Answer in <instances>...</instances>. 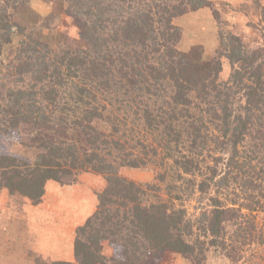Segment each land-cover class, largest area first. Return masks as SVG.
Listing matches in <instances>:
<instances>
[{"label": "trees", "instance_id": "obj_1", "mask_svg": "<svg viewBox=\"0 0 264 264\" xmlns=\"http://www.w3.org/2000/svg\"><path fill=\"white\" fill-rule=\"evenodd\" d=\"M44 1L75 40L32 30L37 0H0V192L37 206L48 181L102 177L75 264H156L167 252L208 264L212 247L239 264L241 245L263 242L239 220L264 199V47L222 30L228 16L210 0ZM204 8L218 39L206 60L179 48L174 23ZM122 168L157 171L140 183ZM196 195L207 203L194 219Z\"/></svg>", "mask_w": 264, "mask_h": 264}, {"label": "rangeland", "instance_id": "obj_2", "mask_svg": "<svg viewBox=\"0 0 264 264\" xmlns=\"http://www.w3.org/2000/svg\"><path fill=\"white\" fill-rule=\"evenodd\" d=\"M210 1H212L219 14L224 15L225 13L228 16V23L225 26H221L222 30L238 34L250 50L264 47V23L263 21L261 22L259 11L256 7L257 2L264 7V0ZM46 3L48 4L44 0H37L33 5L37 9L36 16L40 14V18L42 17L43 21L37 22L32 30L39 31L43 36H46V40L51 45L56 43L55 40L58 39L59 35H68L70 40H75L78 37L75 34L76 29L72 23L65 20V14L55 16V12L51 13V6ZM174 23L180 28L182 33L179 41L181 50L188 52L192 56H199L200 54L203 60L213 56L218 47L217 29L211 12L207 8L175 19ZM223 64L226 68L224 75H227V70L230 68L226 61H223ZM156 171L151 168H122L119 174L136 182L147 183L154 181ZM220 172L222 174L225 171L221 168ZM104 184L102 177L92 173H82L78 177L77 183L70 186L48 181L42 201L37 206L27 203L20 195L15 194L8 197L0 193V215L1 217L3 216V218L0 217V262L5 264H43L45 262L42 255L44 253L49 255V253L52 254L51 252H53L54 258L60 257L64 259L61 261L75 264L73 255L75 229L73 228L74 230L71 231L73 236L71 235L70 239H68L69 235L66 232L71 229L73 224H77V226L82 224L83 214H85L86 218L87 215L89 216L92 213L96 206L94 192L100 190ZM65 190H70V192L66 193ZM80 195H85V204L78 205L77 199ZM199 198L200 196L196 195L192 200L185 203L188 214L194 219L199 216L200 211L206 207L207 203L206 200L201 201ZM62 203L64 208L61 205ZM260 203V205H256L253 212H244L247 217L241 218L239 221L242 223V227L246 226V222H253L256 232H261L260 239L263 242L262 244L237 245V247L240 246L238 254L240 257L239 264H264V199H261ZM62 208L65 210L64 216H62ZM3 209L12 211L11 219L7 218L10 224L8 223L9 221L4 219L5 213L2 212ZM28 209L35 211L30 219L32 224L31 231L26 225L28 215V213L26 215V211ZM14 214L17 217L16 219L20 217L16 226L12 224ZM44 220L51 224L52 229H48V226H45L46 228L41 226ZM20 225L22 230L20 235L13 237V231L18 233ZM63 225L65 229L58 231ZM227 229L229 232L228 236H231L235 227L229 225ZM226 244L230 245L228 241H226ZM42 246L49 247V250L47 248L40 250L43 249ZM103 252L106 257L112 255L111 248L106 244H104ZM207 262L208 264H233L231 259L225 257L219 249L214 247L208 253ZM156 264H190V262L179 254L167 252L161 256Z\"/></svg>", "mask_w": 264, "mask_h": 264}, {"label": "crops", "instance_id": "obj_3", "mask_svg": "<svg viewBox=\"0 0 264 264\" xmlns=\"http://www.w3.org/2000/svg\"><path fill=\"white\" fill-rule=\"evenodd\" d=\"M64 191V190H63ZM66 191V193H69L70 192V190H65ZM0 193H2V195H4V196H8L9 197V195H8V193L6 192V191H1ZM5 194H7V195H5ZM74 199V198H73ZM78 200V205H82V204H85V195L83 196V195H80L79 196V198L77 199ZM45 202V201H44ZM44 202H43V204H44ZM62 206H63V208H64V205H63V203L61 204ZM63 208H62V216H64V214H65V210H63ZM95 209V208H94ZM94 211V210H93ZM92 211V212H93ZM3 213H5L4 214V219L5 220H7V218L10 220L11 219V215H12V211H9V210H7V209H3V211H2ZM34 210L33 209H28L27 211H26V215H27V213H28V215H27V221H26V225H27V228L31 231L32 229V224H31V217L33 216V214H34ZM92 214V213H91ZM90 214V215H91ZM6 215H8V216H6ZM84 215V218H83V222H82V224L85 222V220L90 216H88L87 215V217L85 218V214H83ZM0 217H1V215H0ZM1 218H3V216L1 217ZM17 217L15 216V214L13 215V225L14 226H16L17 225V221L18 220H20L19 218L18 219H16ZM46 219V218H45ZM9 220H7V221H9ZM71 220H72V217H71ZM12 221V220H11ZM45 221V222H44ZM44 221H42V225L41 226H48V229H52L51 228V224L49 223V222H46V220H44ZM68 222V221H67ZM9 224H10V221L8 222ZM82 224H80V225H78L77 226V224H73V226H71V229H68L67 230V232L66 233H68V235H69V238L68 239H70V237H71V235H72V230H74V229H76L77 227H79V226H81ZM7 226H9V225H7ZM40 226V227H41ZM46 228V227H45ZM64 228V225L63 226H61L60 228H59V230L58 231H61V230H64L63 229ZM74 228V229H73ZM15 230V229H14ZM46 230V229H45ZM21 225H20V228H19V232L17 233L16 231H13V237H17V236H19L20 235V233H21ZM65 232V231H64ZM71 232V233H70ZM28 233H29V231H28ZM46 233V232H45ZM58 233H63V232H58ZM65 234V233H64ZM28 236H29V234H28ZM73 236V235H72ZM30 239V238H29ZM59 240V239H58ZM71 241V240H70ZM43 247V249H40V250H44V248H47V250H49L48 248L49 247H47V246H42ZM41 247V248H42ZM29 253V252H28ZM52 254H50L49 253V255H47V253H44L43 255H42V257H43V261L45 262V263H50V262H65V261H61V260H64L63 258H60V257H56V258H54L53 257V252H51ZM62 255V254H61ZM61 255H59V256H61ZM0 264H5V263H2V262H0ZM24 264V263H23Z\"/></svg>", "mask_w": 264, "mask_h": 264}]
</instances>
